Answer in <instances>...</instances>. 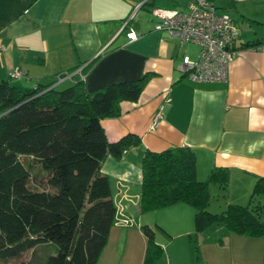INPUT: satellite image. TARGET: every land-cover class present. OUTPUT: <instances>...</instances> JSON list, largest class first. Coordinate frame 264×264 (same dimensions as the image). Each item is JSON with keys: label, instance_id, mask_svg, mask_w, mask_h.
<instances>
[{"label": "crops", "instance_id": "0c3cea01", "mask_svg": "<svg viewBox=\"0 0 264 264\" xmlns=\"http://www.w3.org/2000/svg\"><path fill=\"white\" fill-rule=\"evenodd\" d=\"M213 1L239 30L227 81L189 79L179 66L187 54L198 58L200 46L156 28L153 7L185 8L190 0H0V80L36 85L81 69L92 92L147 76L138 100H121L119 116L101 119L110 141L129 132L141 141L102 164L127 222L114 223L97 264H144L145 225L163 249L153 264H264V235L237 234L222 223L198 231L195 206L185 201L141 210L148 148L191 147L202 179L227 167L225 192L235 203H248L264 175V0ZM14 68L24 75L11 77Z\"/></svg>", "mask_w": 264, "mask_h": 264}, {"label": "trees", "instance_id": "16d2710c", "mask_svg": "<svg viewBox=\"0 0 264 264\" xmlns=\"http://www.w3.org/2000/svg\"><path fill=\"white\" fill-rule=\"evenodd\" d=\"M146 77L92 92L85 75L65 87L56 84L58 77L24 89L11 78L0 80V262L97 264L119 215L102 164L141 141L133 132L110 141L101 119L119 116L121 100H138ZM28 157L36 164L27 163ZM35 165L45 173L39 183ZM142 168V211L185 201L195 206L198 231L222 223L237 234L264 235V175L257 178L248 203L211 211L210 184L227 188V167L199 179L194 149L173 146L146 149ZM143 228L148 242L144 264H153L163 249L154 232Z\"/></svg>", "mask_w": 264, "mask_h": 264}, {"label": "built area", "instance_id": "2783aa9c", "mask_svg": "<svg viewBox=\"0 0 264 264\" xmlns=\"http://www.w3.org/2000/svg\"><path fill=\"white\" fill-rule=\"evenodd\" d=\"M152 12L157 19V29L166 30L183 41L194 42L200 46L198 58L194 59L187 54L179 66L189 79L197 82L228 80L229 65L238 50L234 42L239 32L229 13L217 12L213 0H190L185 8L155 6ZM127 34L130 39L137 37L133 30ZM78 72L83 76L79 69L60 74L58 78L60 81L65 78L72 79ZM24 73V70L14 68L10 76L19 77ZM161 116L160 111L155 114L153 127L159 124ZM117 221L127 222L119 215Z\"/></svg>", "mask_w": 264, "mask_h": 264}, {"label": "rangeland", "instance_id": "374dc122", "mask_svg": "<svg viewBox=\"0 0 264 264\" xmlns=\"http://www.w3.org/2000/svg\"><path fill=\"white\" fill-rule=\"evenodd\" d=\"M151 14H153V12H151ZM196 46L198 47V45H196ZM59 81L60 80L58 79V81L56 83H58ZM70 82H71L70 80H66V81H63V82H59L58 83V86L65 87L68 84H70ZM13 83L15 85L22 86L21 87L22 89H24L26 87H29V86H34L35 85L34 83L27 84L26 82H23V83L20 82L22 84H19V82H16V80H13ZM26 162L29 163V164H31V163L32 164H36L32 157H28L26 159ZM33 174H34V177H35V180H34L35 183H39L40 180L44 179V176H45V173L41 172L39 170V168L37 167V165L34 166ZM198 178L200 179L201 177L199 176ZM207 178L208 177H206V179ZM226 189L227 188L222 187L218 183H211L210 184L211 201H210V204L208 205V209H210L211 211H222V209H225L229 203L235 202V199L228 198L229 195H227L228 193L225 192ZM39 248H41V246ZM28 255H29V253H28ZM25 256L27 257V255H24L23 257H25ZM20 261H21V258H19V259H13V260H6V261H3V262H0V264H3V263L4 264H6V263L7 264H11V263L19 264Z\"/></svg>", "mask_w": 264, "mask_h": 264}]
</instances>
